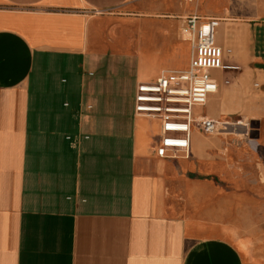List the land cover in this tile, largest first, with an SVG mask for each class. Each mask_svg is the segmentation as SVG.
<instances>
[{"label":"crops","instance_id":"obj_1","mask_svg":"<svg viewBox=\"0 0 264 264\" xmlns=\"http://www.w3.org/2000/svg\"><path fill=\"white\" fill-rule=\"evenodd\" d=\"M246 4L0 0V264H264V18ZM193 15L233 46L193 112L226 125L160 157L135 89L188 68Z\"/></svg>","mask_w":264,"mask_h":264},{"label":"built area","instance_id":"obj_2","mask_svg":"<svg viewBox=\"0 0 264 264\" xmlns=\"http://www.w3.org/2000/svg\"><path fill=\"white\" fill-rule=\"evenodd\" d=\"M217 26L216 18L187 17L183 31L193 43L188 68L163 71L154 80H144L136 85L134 110L157 117L161 123L155 145V152L160 157L174 156L177 151L188 154L193 126L204 132L219 128L217 120L207 117L195 120L192 112L195 105H204L208 96L218 90L220 76H214L212 70L237 68L224 63L225 55L231 50L215 42ZM225 125L222 123V127Z\"/></svg>","mask_w":264,"mask_h":264},{"label":"rangeland","instance_id":"obj_3","mask_svg":"<svg viewBox=\"0 0 264 264\" xmlns=\"http://www.w3.org/2000/svg\"><path fill=\"white\" fill-rule=\"evenodd\" d=\"M246 3H247L246 6H244V5L242 6L243 8L246 7V9H244V10H238L235 13L236 15H239V16H252V15H256L259 18L260 17H263L264 18V0H246ZM220 19H224V18H220ZM220 31H221L220 32V34H221L220 36L222 37V35H223V39L226 40V38L228 36V30H226V29L223 28L222 21L220 23ZM225 46H224L225 48H230L231 53L229 55H231L232 54V51H233V46L231 44H226ZM246 50L247 49H244V51H246ZM228 62H229L228 59H225L224 60V63H228ZM227 71H228L227 69H224L222 71H214V73L215 74H218L222 78L223 74H225ZM252 86H253V83H252ZM195 106H198V107L201 108L200 105H195ZM205 110H206V107H204V111ZM241 119H243V118H241ZM218 120H219V123H218V127L219 128H217V130L214 131L213 134L214 133H217L219 131H222V129H223L222 123L223 124H226V122H223L224 120H226L225 118H221V119H218ZM234 120L239 121L240 118L238 117V118H235ZM194 124H196V122ZM246 125H247V127H249V132H253L254 131L253 128L255 127V125L253 123L251 124L250 122H247ZM197 128H198V126H197ZM201 131H203V130H201ZM177 154L178 155H182L184 153L183 152H178ZM221 181L222 180H220V182ZM221 184H222L223 188L230 189L231 191H234L233 184L230 181H228V180L225 179L224 181H222ZM256 191L257 190L251 189V187H248L247 188V194H249V195H253L254 193L256 194ZM251 200H252V202H248V203H253V204L257 203V202H254L255 200H253L252 198H251ZM262 200H264V198H262ZM259 208H262L264 210V203H261L260 205L258 204L256 207H254V209H256V210L254 211V213L252 215L254 217L255 222L258 225V233H259L258 234V237L260 238V240L262 241L263 246H264V213L262 214L261 212H259Z\"/></svg>","mask_w":264,"mask_h":264},{"label":"bare ground","instance_id":"obj_4","mask_svg":"<svg viewBox=\"0 0 264 264\" xmlns=\"http://www.w3.org/2000/svg\"><path fill=\"white\" fill-rule=\"evenodd\" d=\"M222 38H223V35H222ZM212 71L214 72V71H220V70H219V69H215V70H212ZM195 107H196V106H195ZM192 112H195V111H194V108H192ZM218 122H219V121H218Z\"/></svg>","mask_w":264,"mask_h":264}]
</instances>
